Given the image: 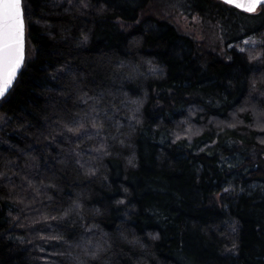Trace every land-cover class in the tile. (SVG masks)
<instances>
[{"label":"trees","instance_id":"obj_1","mask_svg":"<svg viewBox=\"0 0 264 264\" xmlns=\"http://www.w3.org/2000/svg\"><path fill=\"white\" fill-rule=\"evenodd\" d=\"M163 4L22 0L0 264H264V6Z\"/></svg>","mask_w":264,"mask_h":264},{"label":"snow or ice","instance_id":"obj_2","mask_svg":"<svg viewBox=\"0 0 264 264\" xmlns=\"http://www.w3.org/2000/svg\"><path fill=\"white\" fill-rule=\"evenodd\" d=\"M227 4L254 12L258 6H264V0H224ZM24 21L22 0H0V97L11 88L17 70L23 61ZM8 65L7 78L3 68Z\"/></svg>","mask_w":264,"mask_h":264},{"label":"rangeland","instance_id":"obj_3","mask_svg":"<svg viewBox=\"0 0 264 264\" xmlns=\"http://www.w3.org/2000/svg\"><path fill=\"white\" fill-rule=\"evenodd\" d=\"M170 1V4H169ZM172 1V3H171ZM160 11L170 20L172 21L182 32L193 35L196 38H202V31H205V24H201L200 20L196 15L185 14L183 11L181 0H168V5L163 4V7L160 8ZM210 33L208 34V40L212 42L217 37V33L219 32L216 27H212ZM257 38L253 36L245 37L242 40L241 45H254L257 43ZM232 44H228L230 47Z\"/></svg>","mask_w":264,"mask_h":264},{"label":"water","instance_id":"obj_4","mask_svg":"<svg viewBox=\"0 0 264 264\" xmlns=\"http://www.w3.org/2000/svg\"><path fill=\"white\" fill-rule=\"evenodd\" d=\"M220 1L224 2V0H220ZM240 2L243 3V2H245V0H240ZM224 3H225V2H224ZM226 4H227V3H226ZM229 5L235 7V8H237L238 10H241V11H243V12L251 13V12L245 11L243 8L236 7V6L233 5V4H229ZM258 7H259V6H258ZM258 7H257V8H258ZM22 11H23V5H22ZM23 21H24V17H23ZM25 48H26V29H25V22H24V35H23V56H24V58H23V61H22V64H21L20 68L17 70V74H16V76H15V78H14V82H15L16 78L18 77V75H19V73H20V71H21V69L23 68V65H24V61H25ZM8 71H9L8 65L5 64V66H4V68H3V75H4L5 79L7 78ZM14 82H13V84H14ZM13 84H12V86H13ZM12 86H11V87H12ZM10 89H11V88H10ZM10 89H9V90H10ZM9 90L6 92V94L9 92ZM6 94H5V95H6ZM5 95H3L2 97H0V100H1Z\"/></svg>","mask_w":264,"mask_h":264}]
</instances>
